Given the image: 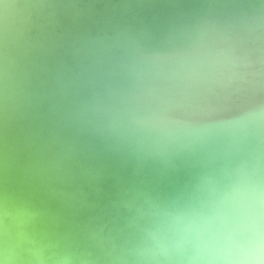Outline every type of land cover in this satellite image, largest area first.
<instances>
[{
    "label": "bare ground",
    "instance_id": "obj_1",
    "mask_svg": "<svg viewBox=\"0 0 264 264\" xmlns=\"http://www.w3.org/2000/svg\"><path fill=\"white\" fill-rule=\"evenodd\" d=\"M61 1L67 0H0L1 68L11 55L25 51L28 24L51 15ZM185 5L183 15L181 7L167 10L164 16L181 20L163 24L159 35L117 37L125 41L115 63H144L161 77L152 99L142 102L150 117L135 144L141 154L151 152V163L159 162L155 176L163 179L164 195L159 199L152 183L151 194L143 197L136 177L132 187L122 185L121 177L102 180L121 208L130 207L137 216L131 219L130 239L122 234L114 241L96 228L94 248L99 244L102 264H174L178 249L185 252L178 264H264V0H189ZM69 37L51 36L50 41L68 52L59 42ZM84 47L72 46L71 52L92 54L91 46L81 53ZM86 64L102 69L107 61L96 58ZM184 87L193 92L177 89ZM6 113L9 119L17 115L11 108ZM88 196L90 207L104 203L102 194ZM19 204L0 200V264H28L6 245L19 242L12 227L20 219L36 227L30 215L14 210ZM102 220L99 216V225ZM4 232L13 236L9 242ZM126 242L131 255L121 247Z\"/></svg>",
    "mask_w": 264,
    "mask_h": 264
},
{
    "label": "water",
    "instance_id": "obj_2",
    "mask_svg": "<svg viewBox=\"0 0 264 264\" xmlns=\"http://www.w3.org/2000/svg\"><path fill=\"white\" fill-rule=\"evenodd\" d=\"M234 1L242 0H221ZM188 2L61 1L51 15L28 24L25 51L11 55L2 68L0 61V200L20 202L14 210L30 215L36 224L29 226L28 220L20 219L12 227L19 242L6 245L19 251L28 264H102L99 244L94 248L96 228L114 241L122 234L130 239L131 219L137 216L130 207L121 208L104 178L121 177L122 185L132 187L136 177L142 181L143 197L151 194L155 183L158 198L163 197V179L155 176L161 171L159 162L151 163V152L141 154L135 144L150 117L142 102L152 99L161 77L144 63H115L116 51L125 41L117 37L159 35L165 31L163 24L181 20L164 16L167 10L181 7L183 15ZM64 34L70 37L59 47L68 52L50 41L51 36ZM79 44L85 45L81 53L91 46L92 54H73L71 47ZM101 45L107 51H100ZM96 58L107 61V66L86 64ZM177 89L184 94L189 90ZM10 108L17 112L15 119L8 118ZM149 141L157 146L153 136ZM93 193L104 195V203L90 207L86 195ZM99 216L104 224L99 225ZM130 246L126 242L121 247L131 255ZM183 252L174 250V264L182 260ZM131 257L134 263L136 257Z\"/></svg>",
    "mask_w": 264,
    "mask_h": 264
}]
</instances>
